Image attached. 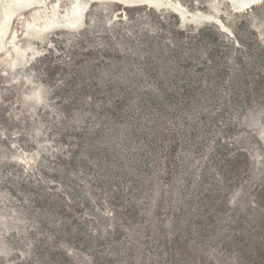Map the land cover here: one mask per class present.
Masks as SVG:
<instances>
[{
	"label": "rangeland",
	"instance_id": "rangeland-1",
	"mask_svg": "<svg viewBox=\"0 0 264 264\" xmlns=\"http://www.w3.org/2000/svg\"><path fill=\"white\" fill-rule=\"evenodd\" d=\"M167 1L232 36L114 2L40 40L11 24L0 264H264V0Z\"/></svg>",
	"mask_w": 264,
	"mask_h": 264
},
{
	"label": "bare ground",
	"instance_id": "bare-ground-1",
	"mask_svg": "<svg viewBox=\"0 0 264 264\" xmlns=\"http://www.w3.org/2000/svg\"><path fill=\"white\" fill-rule=\"evenodd\" d=\"M62 1H66L67 4L62 10L64 13H61L58 8ZM261 1L263 0H232V9L236 12H242ZM89 2H119L129 6L146 5L156 9L166 8L176 14L179 19L180 16L183 20L187 18L186 22L188 23L198 24L199 22L213 21L218 26L221 24V21L214 18L212 14L200 10H189L178 2L172 3L174 8L178 9L175 11L165 5L167 0H53L52 3L51 0H0V54L7 48H12L18 55H21L20 49L16 45L18 36L11 26L17 16L28 12L22 34L28 39L40 40L53 29L73 32L81 29L84 21V10ZM189 18L196 21H190Z\"/></svg>",
	"mask_w": 264,
	"mask_h": 264
},
{
	"label": "water",
	"instance_id": "water-1",
	"mask_svg": "<svg viewBox=\"0 0 264 264\" xmlns=\"http://www.w3.org/2000/svg\"><path fill=\"white\" fill-rule=\"evenodd\" d=\"M229 1V3H228V5H229V7L230 8H233L232 7V0H228ZM145 2H147V1H145ZM249 4H251V3H249ZM124 5H126V4H121L119 7V9L117 10V13H124L125 12V9H124V7H126V6H124ZM149 5V4H148ZM165 5H167V6H169L170 8H172L173 10H175V11H177L178 9H176V8H174V6L172 5V3H170V2H166L165 3ZM164 5V6H165ZM147 7H149V6H147ZM180 16V15H179ZM117 17V16H116ZM186 20H187V18H185V20H183L182 19V17L180 16V23L183 25L184 23H186ZM189 20L190 21H196L195 19H191V18H189ZM197 22H199V21H197ZM220 25V28H222V29H224V30H226L227 31V33H228V35H230V36H232L231 35V32L230 31H228L229 29H226L227 27H225V25L221 22V24H219Z\"/></svg>",
	"mask_w": 264,
	"mask_h": 264
},
{
	"label": "flooded vegetation",
	"instance_id": "flooded-vegetation-1",
	"mask_svg": "<svg viewBox=\"0 0 264 264\" xmlns=\"http://www.w3.org/2000/svg\"><path fill=\"white\" fill-rule=\"evenodd\" d=\"M114 3L118 4L119 6L122 4V3H119V2H114ZM124 6L129 7V5H124ZM126 7H124V8H126Z\"/></svg>",
	"mask_w": 264,
	"mask_h": 264
}]
</instances>
